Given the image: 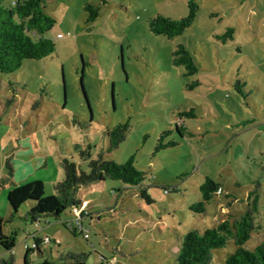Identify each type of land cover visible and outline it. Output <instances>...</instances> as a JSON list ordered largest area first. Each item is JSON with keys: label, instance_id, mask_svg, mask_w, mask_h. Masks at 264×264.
<instances>
[{"label": "rangeland", "instance_id": "1", "mask_svg": "<svg viewBox=\"0 0 264 264\" xmlns=\"http://www.w3.org/2000/svg\"><path fill=\"white\" fill-rule=\"evenodd\" d=\"M187 1L45 0V12L56 21L46 34L55 53L0 73V179L7 178L6 160L13 168L12 184L0 189V219L10 216L9 189L37 181L45 196H54L63 177L60 160L81 164L78 151L87 146L92 159L101 154L123 164L133 156L146 174L151 203L118 181L81 189L86 240L62 224L69 210L47 225L46 219L41 227L25 225L18 218L29 209L25 204L17 218L1 224L4 234L15 233L14 264H40L67 252L86 254L85 264H175L185 233L243 213L257 183V229L245 248L264 239V6L251 12L243 0H195V21L181 35L168 39L149 31L156 15L185 17ZM85 4L97 8L95 18ZM228 28L232 39L222 38ZM180 44L197 67L192 76L172 62ZM12 94L14 102L6 105ZM190 111L191 117L183 115ZM125 122V140L108 152L105 131ZM165 132L161 144L167 146L156 151ZM206 177L222 191L200 214L191 207L201 200ZM28 232L51 240L39 245L43 255L26 257ZM235 249L229 240L213 251L211 264H224ZM1 256L9 253L0 248Z\"/></svg>", "mask_w": 264, "mask_h": 264}, {"label": "trees", "instance_id": "2", "mask_svg": "<svg viewBox=\"0 0 264 264\" xmlns=\"http://www.w3.org/2000/svg\"><path fill=\"white\" fill-rule=\"evenodd\" d=\"M83 9L89 13L90 18L98 15L97 8L90 4H85ZM187 9V15L179 19L156 15L148 22L149 31L153 35L164 36L168 39L181 35L195 21L198 9L195 0L187 1ZM55 22V19L45 12V0H0V73L12 74L18 71L26 60H42L53 55L56 49L55 43L46 34L54 27ZM232 35L233 29L228 28L222 38L232 39ZM172 62L175 66L183 67L186 76L197 73L194 60L184 45H177L172 53ZM81 88L85 95L83 84ZM13 102L14 95L6 102V105H11ZM86 105L90 113L89 120L92 121L88 102ZM184 114L186 117L192 116L191 111ZM129 128V123L125 122L105 131L108 139V152L116 149L125 140ZM182 129L176 126V132L179 135H182ZM169 133H162L156 151L167 146L161 144V140ZM168 145L174 146L175 143H168ZM90 149L91 147L87 146L85 150L78 151V158L85 163L86 169L83 168L82 163L77 165L71 159L62 158L60 160L63 177L54 186V196H45L43 185L37 181L8 190L6 199L11 212L6 221L0 219V248L8 252L9 257L5 259L1 256L0 264H14L11 251L15 247V233L4 234L1 224L11 223L17 218L20 208L25 204H28L29 209L18 217L20 221L25 225L32 224L38 227L41 219H46L43 224L47 225L50 223L47 219L58 220L67 210L71 217V210L82 206L77 193L81 189L106 180L118 181L126 187L137 189L140 197L146 203H151V198L146 192L147 188L143 185L146 174L135 167L133 156L123 164H118L114 161H105L101 154L92 159ZM5 167L7 178L0 179V189L6 184H12L13 168L9 160L5 161ZM219 188L220 185L210 177L204 178L199 188L201 200L193 204L191 210L200 214L205 212L207 204ZM258 200L259 184L257 183L246 198L247 206L243 213L227 214L224 220L203 232L192 229L185 233L180 238V244L177 247L175 264H211L213 251L224 248L229 240L233 241L236 249L226 258L224 264H264V239L252 250L245 248L251 234L257 229L255 215L258 211ZM84 215L83 210L81 218ZM68 221L69 219L62 222L66 228H69ZM71 231L75 232L73 229ZM80 234L85 240L88 238H85L81 231ZM27 237L32 240L31 244L34 248H25L26 257L34 252L43 255L39 250V245L43 243V240L37 238L35 234L27 233ZM86 261L87 255L84 253L67 252L58 253L55 260H44L40 264H85ZM25 264L31 263L28 261Z\"/></svg>", "mask_w": 264, "mask_h": 264}, {"label": "built area", "instance_id": "3", "mask_svg": "<svg viewBox=\"0 0 264 264\" xmlns=\"http://www.w3.org/2000/svg\"><path fill=\"white\" fill-rule=\"evenodd\" d=\"M57 38H62V35H57ZM221 193V189L219 188L217 190L216 194H220ZM84 208L83 206L81 207H77V208H73L71 210V217L69 218V221L67 222V226L71 229H73L74 231H81L82 230V212H83ZM84 233V232H83ZM84 237L87 238V235L84 234ZM43 243L44 244H49L50 243V239L48 237H45L43 239ZM25 248H34V245L31 244L30 246H28L27 244H25Z\"/></svg>", "mask_w": 264, "mask_h": 264}, {"label": "crops", "instance_id": "4", "mask_svg": "<svg viewBox=\"0 0 264 264\" xmlns=\"http://www.w3.org/2000/svg\"><path fill=\"white\" fill-rule=\"evenodd\" d=\"M261 1L263 2V4H261L262 3ZM241 5H246L247 7H249L251 12H252V10H256V12H258L260 7L264 6V0H243ZM221 191H222V189H221ZM41 226H42V224H39L38 227H41ZM28 234L32 235L33 233L28 232ZM37 238H39V237H37Z\"/></svg>", "mask_w": 264, "mask_h": 264}]
</instances>
